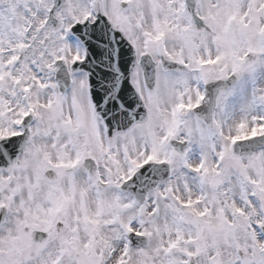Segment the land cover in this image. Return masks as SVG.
I'll return each mask as SVG.
<instances>
[{
    "label": "snow or ice",
    "instance_id": "snow-or-ice-1",
    "mask_svg": "<svg viewBox=\"0 0 264 264\" xmlns=\"http://www.w3.org/2000/svg\"><path fill=\"white\" fill-rule=\"evenodd\" d=\"M0 264H264V0H0Z\"/></svg>",
    "mask_w": 264,
    "mask_h": 264
}]
</instances>
